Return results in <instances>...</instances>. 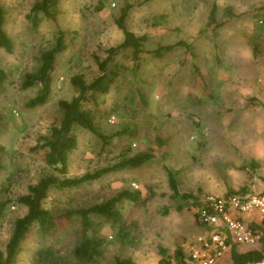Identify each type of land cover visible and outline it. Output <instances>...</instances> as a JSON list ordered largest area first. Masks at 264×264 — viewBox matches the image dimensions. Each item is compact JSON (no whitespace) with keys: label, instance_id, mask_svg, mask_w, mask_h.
<instances>
[{"label":"rangeland","instance_id":"rangeland-1","mask_svg":"<svg viewBox=\"0 0 264 264\" xmlns=\"http://www.w3.org/2000/svg\"><path fill=\"white\" fill-rule=\"evenodd\" d=\"M36 1L1 0L14 49L8 53L0 48V69L7 74L0 88V200H10L0 219V253L14 222L27 212L17 198L52 172L43 153L34 149L39 137L58 123V102L76 96L71 78L97 77L94 57H105L106 49L121 44L116 20L128 7L127 28L148 36L141 68L135 71L128 56L118 57L123 74L108 94L95 96L99 126L109 142L76 129L78 144L66 176L78 178L112 167L145 150L153 159L78 188L53 190L45 206L60 217L122 190L140 191L145 204L119 205L127 224H136L134 243H124L118 227L93 217V234L103 246L90 264H113L117 256L139 264L166 259L178 264L177 250L198 227L193 198L183 195L264 188V0H61L58 25L43 21L35 28L28 14ZM214 7L216 22L208 25ZM59 28L66 33L67 49L57 58L51 95L44 106L29 108L39 87L24 89V77L36 70L38 55L53 45ZM179 42L190 44L192 52L178 47L161 60L150 53ZM169 172L175 176L177 194ZM59 224L49 236L34 228L18 264H32L33 253L43 246H54L69 264H79L71 252L80 219ZM229 258L225 264H231Z\"/></svg>","mask_w":264,"mask_h":264},{"label":"trees","instance_id":"trees-1","mask_svg":"<svg viewBox=\"0 0 264 264\" xmlns=\"http://www.w3.org/2000/svg\"><path fill=\"white\" fill-rule=\"evenodd\" d=\"M61 0H37L28 14V19L33 26L39 27L43 21H51L58 25L60 15ZM100 9V8H98ZM129 8L121 11L120 17L116 20L118 28L122 31L123 41L121 44L105 50V57L95 56L99 75L87 81L82 74H76L71 78V84L76 91V96L70 100H60L58 110L60 118L56 125H53L49 133L39 137L35 151L42 152L45 163L52 172L46 173L39 180L28 186L27 192L17 198L16 203L25 206L27 212L24 216L16 219L13 224L12 235L5 247V251L0 253V264H18V257L22 251V245L27 240L31 231L36 228L39 233L49 236L60 228V220L70 221L78 217L80 219V229L76 236V243L71 252L72 258L79 264H90L102 253L103 240L93 234V217L103 218L112 226L118 227L120 239L124 243L133 244L136 224L127 222L119 209V205L125 201L145 204L141 200L140 191L122 190L113 197L95 204L89 208H77L68 210L60 217H56L46 208V201L53 190L63 191L78 188L85 184L97 181L103 176L112 172L126 169L140 168L153 159V154L149 150L136 152L132 156L123 158L121 162L112 166L97 170L93 173H86L78 178L67 177L69 156L77 147L78 137L76 129L81 128L102 142H109V137L104 135L99 126V116L97 113L98 104L96 95H106L110 92L119 77L123 74L125 66L118 64V57L128 56L133 63V70L141 68L142 54L145 52L148 42L147 35H138L127 28L126 19ZM216 8L210 13V22H216ZM6 10L0 0V48L11 53L14 43L5 30ZM184 48L187 52H192V46L186 42H179L175 45L159 46L150 53L153 58L161 60L168 56L177 48ZM67 49L66 33L58 29L53 45L44 49L38 55V67L35 71L27 73L24 77L22 87L28 89L38 86L36 96L29 100V108L44 106L51 95L53 85V73L55 71L57 58ZM7 74L0 69V88L4 85ZM1 120V116H0ZM1 131V130H0ZM130 152V151H128ZM3 165L0 163V172ZM169 181L175 194L178 193V186L175 176L169 172ZM229 192L227 194L234 193ZM186 200L193 198L191 207L199 205L201 197L193 195H183ZM194 200V201H193ZM10 200H0V219L4 215ZM196 217V216H195ZM241 247H234L227 256H231L232 264H251L264 258V232L260 243V248H247L240 251ZM246 248V247H243ZM178 264H187L182 248L175 254ZM32 264H69L67 256L60 253L54 246H43L32 255ZM113 264H139L130 257L114 258ZM161 264H173L169 259L162 260Z\"/></svg>","mask_w":264,"mask_h":264},{"label":"built area","instance_id":"built-area-1","mask_svg":"<svg viewBox=\"0 0 264 264\" xmlns=\"http://www.w3.org/2000/svg\"><path fill=\"white\" fill-rule=\"evenodd\" d=\"M193 212L200 232L184 239L182 250L187 264H223L234 247H256L261 243L264 190L253 186L231 194H206ZM251 264H264V258Z\"/></svg>","mask_w":264,"mask_h":264},{"label":"crops","instance_id":"crops-1","mask_svg":"<svg viewBox=\"0 0 264 264\" xmlns=\"http://www.w3.org/2000/svg\"><path fill=\"white\" fill-rule=\"evenodd\" d=\"M259 189H260V190H264V188H259ZM236 191H237V190H236ZM196 225L198 226V227H197V232H196V233H198V232H200V226L198 225L197 222H196ZM257 228H259V227H257ZM181 248H182V245H181ZM227 255H228V254H227ZM227 255L225 256V258H224V260H223V264H225V262H227L226 259H228V257H229V256H227ZM229 260H230V263L232 264V260H231V258H229Z\"/></svg>","mask_w":264,"mask_h":264}]
</instances>
